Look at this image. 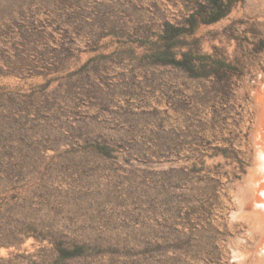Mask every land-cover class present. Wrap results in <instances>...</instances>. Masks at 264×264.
<instances>
[{"label":"rangeland","instance_id":"obj_1","mask_svg":"<svg viewBox=\"0 0 264 264\" xmlns=\"http://www.w3.org/2000/svg\"><path fill=\"white\" fill-rule=\"evenodd\" d=\"M210 6L0 0V227L30 230L0 256L264 264V0L184 37L194 73L152 56Z\"/></svg>","mask_w":264,"mask_h":264},{"label":"trees","instance_id":"obj_2","mask_svg":"<svg viewBox=\"0 0 264 264\" xmlns=\"http://www.w3.org/2000/svg\"><path fill=\"white\" fill-rule=\"evenodd\" d=\"M211 1V12L210 16L206 17L203 13L193 12L187 18L184 24H174L171 22L165 23V29L163 33L159 36V39L153 42L152 56L155 61L165 65H174L194 73L197 65L195 56L187 51L179 53L176 48L181 47L186 44L184 37L193 34L200 23H213L220 20L222 17L226 16L234 3L237 0H210ZM27 228L14 226L10 227H0V247H19L26 237L30 235V230ZM24 235L23 237L19 235ZM83 245L74 244L72 246H67L65 242L58 241L55 242L53 250L57 252L58 259L66 261L68 259L77 257L81 255ZM34 253H20L11 252L8 256H0V264H22L23 259L29 260L28 264H44L36 263L31 261V257Z\"/></svg>","mask_w":264,"mask_h":264}]
</instances>
